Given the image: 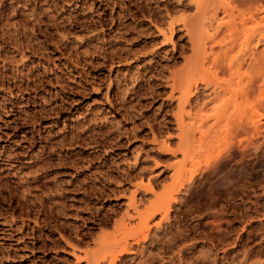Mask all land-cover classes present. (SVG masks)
Returning <instances> with one entry per match:
<instances>
[{
	"label": "rangeland",
	"instance_id": "rangeland-1",
	"mask_svg": "<svg viewBox=\"0 0 264 264\" xmlns=\"http://www.w3.org/2000/svg\"><path fill=\"white\" fill-rule=\"evenodd\" d=\"M263 51L264 0H0V264H264Z\"/></svg>",
	"mask_w": 264,
	"mask_h": 264
},
{
	"label": "bare ground",
	"instance_id": "bare-ground-1",
	"mask_svg": "<svg viewBox=\"0 0 264 264\" xmlns=\"http://www.w3.org/2000/svg\"><path fill=\"white\" fill-rule=\"evenodd\" d=\"M263 52H264V51H263ZM263 52H262V54H261V53H260V54L263 55ZM261 55H260V56H261ZM261 58L264 60V57H263V56H262ZM261 58H260V59H261ZM192 68H193V66H192ZM245 95H246V94H245ZM256 127H257V124H256ZM44 182H45V181H44ZM43 184H44V183H43ZM38 185H39V184H38ZM48 188H49V187H48ZM135 207H136V206H135ZM135 209H136V208H135ZM137 212H138V211H137ZM139 216H140V215H139ZM142 221H143V220H142ZM144 221H145V220H144ZM147 221H148V220H147ZM147 221H145V223H146ZM142 223H143V222H142ZM145 223H144V224H145ZM146 224H147V223H146ZM147 227H148V226H147Z\"/></svg>",
	"mask_w": 264,
	"mask_h": 264
}]
</instances>
